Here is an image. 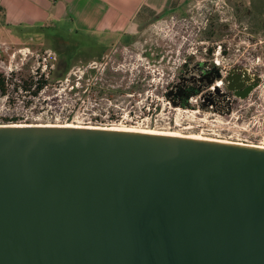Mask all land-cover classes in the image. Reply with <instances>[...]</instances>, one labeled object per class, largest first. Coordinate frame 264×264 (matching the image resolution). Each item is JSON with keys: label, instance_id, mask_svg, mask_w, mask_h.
Instances as JSON below:
<instances>
[{"label": "water", "instance_id": "95a60500", "mask_svg": "<svg viewBox=\"0 0 264 264\" xmlns=\"http://www.w3.org/2000/svg\"><path fill=\"white\" fill-rule=\"evenodd\" d=\"M251 79L228 90L246 99ZM0 264H264V148L0 126Z\"/></svg>", "mask_w": 264, "mask_h": 264}, {"label": "rangeland", "instance_id": "374dc122", "mask_svg": "<svg viewBox=\"0 0 264 264\" xmlns=\"http://www.w3.org/2000/svg\"><path fill=\"white\" fill-rule=\"evenodd\" d=\"M188 1L144 27L130 45L109 38L102 63L76 38L26 39L0 30V74L22 83L53 71L37 97L14 87L0 93V126L97 127L257 145L264 119V0ZM219 47L228 69L258 77L259 86L236 99L230 115L201 102L179 106L181 91L197 75L193 67L211 65L209 49ZM109 69L122 74L113 84L106 81ZM120 88L127 93H115Z\"/></svg>", "mask_w": 264, "mask_h": 264}, {"label": "crops", "instance_id": "0c3cea01", "mask_svg": "<svg viewBox=\"0 0 264 264\" xmlns=\"http://www.w3.org/2000/svg\"><path fill=\"white\" fill-rule=\"evenodd\" d=\"M188 0H0V30L75 40L100 57L109 38H133ZM67 40V41H68Z\"/></svg>", "mask_w": 264, "mask_h": 264}, {"label": "built area", "instance_id": "2783aa9c", "mask_svg": "<svg viewBox=\"0 0 264 264\" xmlns=\"http://www.w3.org/2000/svg\"><path fill=\"white\" fill-rule=\"evenodd\" d=\"M219 51L212 52L213 58L211 59V65H206L204 64L203 70L199 72L195 67H193V71L197 74L195 75V78L192 79V82L189 84L188 87H196L199 88L200 93L196 96H191L188 100L189 102H195L201 104L204 103L205 100L208 101H213L214 99H220L222 98L224 102V106L221 108H217L216 104L214 103L215 106H211L210 108H217V112L221 114L222 116L230 115L232 111V100L230 97V91L228 90L227 87V77L232 71L236 72H244L242 69L234 68V69H228L227 66H225L222 62V60L219 58V56L222 55L221 53V47H219ZM215 57V58H214ZM205 76H208L209 79H212V77H215V81L212 85H209L207 82V78ZM217 89H220V91L223 94L227 95V98L224 97H219L218 95H215L214 93L216 92ZM230 102V104L228 103ZM231 108V112L227 114L226 112L228 109ZM223 122H221L222 124ZM257 145L256 144H251L250 146H256L260 148H264V119L263 123L261 125V129L257 132Z\"/></svg>", "mask_w": 264, "mask_h": 264}, {"label": "trees", "instance_id": "16d2710c", "mask_svg": "<svg viewBox=\"0 0 264 264\" xmlns=\"http://www.w3.org/2000/svg\"><path fill=\"white\" fill-rule=\"evenodd\" d=\"M134 38H129V37H123L124 40V45H130L134 42ZM209 52L212 53L213 49H209ZM99 63H102V59L101 57L96 60ZM203 66L204 64L200 63L199 65H196V69L201 72L203 70ZM187 67V65L185 66ZM72 69V67H71ZM117 71V70H116ZM117 74H115L111 69H109L106 72V81L110 82L111 84H113L114 82V78L120 79L122 74H120V72H116ZM39 74V73H38ZM67 76V73L65 74ZM51 76H53V71L50 72L49 74V78H47L44 74L41 76L40 79H38L37 81H34V79H31V81L28 80H23L22 83H17V82H13V80H11L10 78H7L5 75L0 74V93L4 96H6L8 94V91L11 87H14L16 90H22L25 93L31 92L33 94L34 97H37L43 90H45V88L50 84L51 81ZM66 76H63L62 78L58 79L59 81H63L66 79ZM109 92H113L112 89H110V87H108L107 89ZM138 92H140L141 90H143V88L141 87H137ZM115 93H121V94H126L127 91L124 90L123 88L120 89H115ZM200 90L199 88L196 87H185L181 93L185 94L184 96H182V102L179 106L181 107H187L188 105V101H186V95L188 94H193V93H199ZM168 96V95H167ZM202 108H204L203 104L201 106ZM18 119H10L8 121H16Z\"/></svg>", "mask_w": 264, "mask_h": 264}, {"label": "flooded vegetation", "instance_id": "af4514ba", "mask_svg": "<svg viewBox=\"0 0 264 264\" xmlns=\"http://www.w3.org/2000/svg\"><path fill=\"white\" fill-rule=\"evenodd\" d=\"M238 74H244V72H237ZM253 84V81H252V79L250 80V82H248L247 84H246V87L247 86H249V85H252ZM259 84H260V81H259ZM259 86V85H258ZM185 94H182V96H184ZM230 97H231V100H232V105H233V103H234V101L236 100V99H240V97H238L237 96V94H236V92L235 91H231L230 92ZM224 100L222 99V98H218V99H214V103L216 104V106H217V108H221V107H223L224 106Z\"/></svg>", "mask_w": 264, "mask_h": 264}, {"label": "bare ground", "instance_id": "6f19581e", "mask_svg": "<svg viewBox=\"0 0 264 264\" xmlns=\"http://www.w3.org/2000/svg\"><path fill=\"white\" fill-rule=\"evenodd\" d=\"M56 127H72V126H56ZM87 128H94V127H87ZM97 128V127H96ZM107 129V128H106ZM111 130H114V129H111ZM126 131V130H125ZM128 131V130H127ZM130 131H133V130H130ZM149 133V132H148ZM173 136H177V135H173ZM184 137V136H182ZM192 138V137H191ZM193 138H197V139H205V140H213V141H217V140H214V139H208V138H200V137H193ZM222 142V141H221ZM226 142V141H225ZM228 143V142H227ZM241 145H244V144H241ZM260 148V147H259Z\"/></svg>", "mask_w": 264, "mask_h": 264}]
</instances>
